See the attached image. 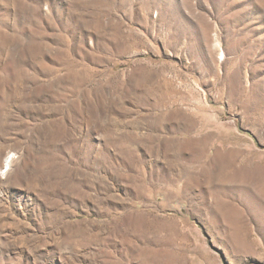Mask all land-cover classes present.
I'll return each instance as SVG.
<instances>
[{
	"label": "rangeland",
	"instance_id": "obj_1",
	"mask_svg": "<svg viewBox=\"0 0 264 264\" xmlns=\"http://www.w3.org/2000/svg\"><path fill=\"white\" fill-rule=\"evenodd\" d=\"M0 148V264H264V0H0Z\"/></svg>",
	"mask_w": 264,
	"mask_h": 264
},
{
	"label": "bare ground",
	"instance_id": "obj_2",
	"mask_svg": "<svg viewBox=\"0 0 264 264\" xmlns=\"http://www.w3.org/2000/svg\"><path fill=\"white\" fill-rule=\"evenodd\" d=\"M5 154H6V149L0 148V159L5 157ZM15 155L16 154L8 153V155L5 157L4 163L2 165L0 164V178L1 179H6L9 176L12 178H16L14 171L18 170L22 172V167L25 166L26 155L22 154L19 158H16Z\"/></svg>",
	"mask_w": 264,
	"mask_h": 264
}]
</instances>
